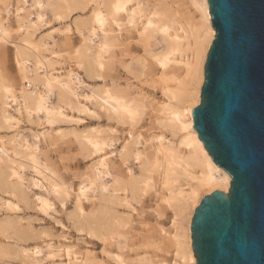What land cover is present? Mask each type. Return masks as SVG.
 <instances>
[{"label": "bare ground", "instance_id": "6f19581e", "mask_svg": "<svg viewBox=\"0 0 264 264\" xmlns=\"http://www.w3.org/2000/svg\"><path fill=\"white\" fill-rule=\"evenodd\" d=\"M112 2L114 0H0V50L8 44L13 48L12 62L16 69V75L9 78L0 66V132L2 129L10 132L0 135V191L3 193L0 208L16 212L21 209L20 204L34 203L37 212L53 219L62 229H68L67 224L54 215H59L55 200L66 210V201L72 196L73 208L67 215L72 227L98 241L105 259L115 264H195L190 235L194 209L204 195L214 190L228 192L231 180L199 140L192 113L184 115L187 93L194 81V73L189 75L188 65H195L202 43L200 7L206 1L132 0L133 4H150L158 11L171 28L169 37H142L144 21L137 15L135 23H130L131 8L117 17L116 23L121 27L108 22L105 24L107 36L99 30L93 35V27L99 29L94 23L96 14L110 13L107 5ZM207 12L209 15L208 9ZM51 20L66 22L65 33L75 31L79 37V44L65 54L73 68L62 66L57 59L61 53L51 34L36 36ZM68 20L71 22L67 23ZM105 43L108 45L103 53L105 69L101 72L97 61ZM63 44L69 45L68 37ZM172 46L177 49L172 57L174 63L166 70L159 69L153 56L162 55ZM133 48L142 50V54L134 55ZM119 65L137 84L119 81L115 74L119 72L116 68ZM97 75L102 78L96 79ZM83 76L98 83L92 85ZM144 85L158 91L159 99L144 91ZM135 87L139 89L137 92ZM105 92L112 93V97H105ZM117 96L133 111H138L134 122L132 117L115 111L119 105L112 100ZM105 99H109L111 107L104 103ZM73 112L89 116L102 113L108 121L127 126L124 137H116V126L107 127L108 130L92 126L89 131H72L80 150L92 160L75 188L48 163L45 149L41 147L44 144L53 148L63 140L66 132L54 128L61 122L79 125L83 121ZM177 115L180 120H176ZM146 116L150 127L142 131L137 126ZM23 119L30 126L26 131L21 128ZM94 144H98L99 149ZM152 191L157 199V213L170 212V224L159 226L153 239L140 242L138 234L125 230L129 218L118 216L114 205H122L132 214L136 212L135 206ZM87 202L92 204L89 210L85 207ZM18 223L0 218L1 237L24 241L13 246L0 243V264H6L4 260L14 256L23 257L20 259L27 264L98 262L93 251L79 246L69 233L61 231L52 236L46 229L36 232L29 227L26 230ZM10 234L14 236L11 239ZM27 235L41 240L28 244L24 240ZM15 246L17 249L13 250ZM111 247L116 251H111ZM98 263L104 264L103 261Z\"/></svg>", "mask_w": 264, "mask_h": 264}, {"label": "water", "instance_id": "95a60500", "mask_svg": "<svg viewBox=\"0 0 264 264\" xmlns=\"http://www.w3.org/2000/svg\"><path fill=\"white\" fill-rule=\"evenodd\" d=\"M209 16L236 10L229 31L221 20L211 79L191 111L193 127L212 160L230 176L195 207V264H264V0H205ZM244 69H247L245 78Z\"/></svg>", "mask_w": 264, "mask_h": 264}, {"label": "rangeland", "instance_id": "374dc122", "mask_svg": "<svg viewBox=\"0 0 264 264\" xmlns=\"http://www.w3.org/2000/svg\"><path fill=\"white\" fill-rule=\"evenodd\" d=\"M70 22H71V20L67 21V23H70ZM63 26H65V27H63ZM65 28H66V22L62 23V22H57V21L51 20L50 23H48V26H45L42 29H40L36 36H37V38H40V37H46L48 34H51L52 37L54 38L55 43H56V49L58 51H60V53H61V56L58 57L57 59L60 61L62 66H65L67 68H73L72 63L69 61L68 56H66V55H67V52L72 50V49H74L75 46L77 44H79L80 41H79V37L77 36L75 31H72L73 33L71 32V33L67 34L64 31ZM67 37H68L69 45L63 44ZM141 51L137 50L136 48L132 49V52L134 53V55H137L139 53L142 54ZM12 52H13V48L9 44L5 45L0 50V66H2L1 67L2 70L5 72V74L9 78H12V77H14L16 75V69H15L14 63L12 62L13 61V57H12L13 53ZM116 68H118V71L120 72V73L117 72V71L115 72V74L118 76L120 82L124 83V82H126L128 80L127 82H129V83L137 84L133 80L132 75L129 74L125 70V68L123 66L119 65ZM11 74L13 76H11ZM81 75H84V74L81 73ZM83 77H85V76H83ZM85 79H86V77H85ZM86 80H87L88 83H90L92 85H96L98 83V82H96L94 80H88V79H86ZM131 80H133V81H131ZM143 89H144V91H147L150 95L155 97L156 99H159L160 94L158 93V91L152 90L149 87H147L146 85H144ZM138 90L139 89L136 88L135 92H137ZM69 113L72 114L71 112H69ZM73 113H74L75 116L81 117L84 122L82 121L79 125H76L74 122L73 123L72 122H68V121L61 122L60 124H58L54 128H59V129L62 130V132L63 131L66 132V133L63 132L65 134L64 137L62 138L64 141L63 140L61 141V139H60L59 141H61V142L60 143L58 142L56 145L53 146V148L52 147H48V148L44 147V144H42L41 147L43 149H45L44 152H45V156H46V159H47L48 163L53 167V169L56 168L55 169L56 172L60 175V177H62V179L67 184H71L73 186V188H75L77 186L80 178L83 177L86 168L89 166V164L91 163L92 160H90L91 157H88L87 154H85L84 152H82L80 150V148L78 146V143L75 141L74 137L72 136V131H74V132H77V131L85 132V131H89L90 127H92V126H96V127L102 126L103 129L108 130V128L110 126H114V127L116 126V129H117V132H118V134H117V132L115 133L116 137H120V136L124 137L122 135H124L126 133L125 130H126L127 126L117 125L114 122L108 121L106 116H104L102 113L97 115L98 117L94 116V115L93 116L92 115L89 116L87 114L85 115V113H82V114L81 113L77 114V112H73ZM147 117L148 116H146L138 124L137 128H140L142 131H145V130L149 129L150 126H149V123H148L149 120H148ZM143 121H145V122H143ZM25 123H26V121L23 119L22 124H21L22 125L21 128L25 129V131H26L27 130L26 128H28L30 126L27 123L26 124ZM68 128H70V129H68ZM72 128H75L77 130H72ZM65 129H68V130H65ZM70 131H71V133H70ZM79 132H77V133H79ZM68 133H69V135H68ZM5 134L9 135L10 132L7 131V130L2 129L1 132H0V135H5ZM68 136H70L71 138H68ZM122 139L123 138L119 139L118 142H120ZM58 144H59V146H58ZM82 155H84V157L87 156V158H84ZM29 195H30V197L32 196L31 193H29ZM0 197H3V193L1 191H0ZM31 198H33V197H31ZM69 199L70 200L66 201V206H67L66 210L67 211L66 210H62L61 207H60L59 202L55 200V206H56L55 208H56L57 211H59V215L57 213L54 214L65 225L67 224L66 226L68 227V229H62L61 226H59L53 219L49 218L46 215L41 214L40 211H39L40 213L37 212L38 210L36 208V205H33L34 203H31V204L28 203V204H30L29 206H28V204L26 205V204L22 203V204H20L21 209L16 211V212L15 211L12 212L10 210L8 211L7 209H5V208L3 209V207H1L0 208V218H3V219L4 218H9V219L13 220L14 222L17 221V223L18 222L20 223V224L18 223L19 226L22 229L25 228L26 230H28L29 227H31L32 230L33 229L36 230V232L37 231L38 232L43 231L42 229H44V231H45V229H46V232L48 231L47 234H50V232H51L52 236H54V235L56 236V235L61 234V231H62L63 234L64 233H69L68 236L72 240L77 241L79 246L86 247L89 250L93 251L92 253L95 256V258L98 259V262L99 261H103L104 264H115L114 261L110 260L111 261L110 262L109 259L107 260V259H105L103 257V255H101L100 251L102 249V245L98 241L92 240V239L88 238L86 235H84L82 233H79L78 231H76V227L75 226H74L75 228L72 227L73 226L72 225V221L69 220V218L67 216L71 212V210L73 208V198H72V196ZM121 206L122 205H120V207L117 206V205H114V209H115L116 214L118 216H122V217H125L123 215H127L124 219H126V218L128 219L129 218L128 219L129 220V224H128L129 226L127 225L128 228L127 229L125 228V230H128V231L132 232L133 235H137L138 234L139 238H140V240H139L140 242L143 239H145V240L153 239L159 226L166 227V225L169 226V224H170V218H171L170 212H165L164 213L165 216H164V214L159 215L157 213V207H156L157 206V199H156L155 193L153 191L148 194V198L147 197L143 198V201L141 203H139V205L135 206L137 213L134 212V213H132L133 215L124 206H123L124 208L121 207ZM85 207H86V210H89V209L92 208V204L90 202H87V203H85ZM125 209H126V211H125ZM153 209H155L156 212H154L155 210H153ZM130 214L132 216H130ZM162 215H163V218H162ZM66 216H67V218H66ZM68 220H69V222H68ZM128 220H126V221H128ZM132 221H134V222H132ZM27 224H29V225H27ZM21 225L25 226V227H22ZM145 225H147V226L145 227ZM26 226H28V228ZM132 226H133V228H132ZM131 229H133V230L135 229L134 230L135 232L133 230H131ZM141 235H142V237H141ZM151 235H152V237H150ZM12 236L13 235L10 234L9 239H11ZM26 237L24 238V240L28 244H32V243H34V241H40L41 240L38 237H33L32 238V237H29V236H28V238H29V240H28ZM16 238L17 237L12 238V240L8 241V239L6 240V238L0 236V243L9 244L11 246L12 244L13 245L14 244L15 245H21V243L24 242L22 240H20L21 241L20 242ZM34 238H36V239H34ZM16 240L19 241V243L18 242L16 243ZM88 242L91 243V244H88ZM16 249H17V246H15V248L13 250H16ZM111 251H116V248L115 247H111ZM15 258H16V256L7 257L6 258L7 260H4V262L6 264H27V262L25 263L24 259L23 260L20 259V258H23V257H21V256L19 257L18 256L16 259ZM43 262L44 261H42L41 263H43ZM96 262L95 261L94 262L90 261L89 264L90 263L91 264H93V263L95 264ZM98 262H97V264H99Z\"/></svg>", "mask_w": 264, "mask_h": 264}, {"label": "snow or ice", "instance_id": "6c2138e0", "mask_svg": "<svg viewBox=\"0 0 264 264\" xmlns=\"http://www.w3.org/2000/svg\"><path fill=\"white\" fill-rule=\"evenodd\" d=\"M100 7L103 8L105 7V5H101ZM107 7L109 8L110 13H105L104 15H101L100 13L96 14L94 23L99 25V29L93 27V35H95V33L99 30L101 32H104V35L107 36L108 33L105 30V24L108 22L115 23L116 27H121L119 23H116L117 17H119L121 14H126L128 9L131 8L132 18L130 20V23H135V18L137 15H139L140 19L144 21V23L142 24L143 32L140 33L142 37H147L149 39L157 35L169 37L171 28L169 27L166 19L158 11H155L150 4H133L132 0H114V2L108 4ZM197 7H200V5H197ZM208 7L209 6L207 3L200 7L201 19L199 22V29L200 35L202 37V43L200 44L198 49L195 65H188L189 75L191 76L192 73H194V81L190 85L187 93L188 103L185 106V116H188L191 113L193 106L201 103L200 92L198 90L199 85L202 83H206V76L208 80L211 79L216 42L219 41L222 36L221 31L214 29L221 28V20L224 21V24L229 31L235 30L241 23V20L239 19L235 9H233L232 11L221 9L220 11L216 12V18L214 19L213 17L208 15ZM146 8L147 12L145 11ZM107 47L108 45L106 43L102 45L100 49V56L98 57L97 61L98 67L101 72L105 69L103 53L107 49ZM176 51L177 49L172 46L162 55L153 56V60L155 61L158 68L165 70L168 69L169 66L174 63L172 57L176 54ZM244 75L246 78L247 69H244ZM101 78L102 77L99 75L96 76V79ZM104 95L105 97H108L110 99L113 94L110 92H105ZM109 99L104 100V103L106 105H109ZM112 103L119 105V107L115 109L118 114L124 113L127 117H132L133 122L135 117L139 114L138 111H133L132 107L128 105L124 100L120 99L118 96L114 100H112ZM109 107H111V105H109ZM40 110H42V108ZM176 120H180L179 115L176 116ZM187 128L188 125L187 122H185V130H187ZM89 143L92 142L89 141ZM93 146L97 149H99L100 147L98 144H94ZM224 179L227 180L228 177H224ZM262 224H264V221H262ZM116 259L119 260L120 257H116Z\"/></svg>", "mask_w": 264, "mask_h": 264}]
</instances>
